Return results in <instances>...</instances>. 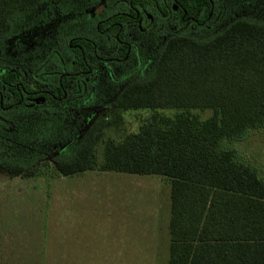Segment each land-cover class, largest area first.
<instances>
[{
  "label": "trees",
  "instance_id": "obj_1",
  "mask_svg": "<svg viewBox=\"0 0 264 264\" xmlns=\"http://www.w3.org/2000/svg\"><path fill=\"white\" fill-rule=\"evenodd\" d=\"M49 1L0 0V40L10 36L17 15ZM177 1L189 16L208 7L207 0ZM131 2L144 15L171 13L172 0ZM119 18L112 14L110 20ZM211 34L205 40L206 33L171 37L150 78L122 90L110 119H100L80 141L64 142L60 148L68 149L53 163L64 177L97 171L169 180V264H264V179L236 155L238 149L222 148L226 140H244L264 128V20L239 18ZM48 64L37 67L35 76ZM23 81L16 67L1 66L0 119L6 118L9 93L19 98ZM135 112L147 113L137 132L120 140L106 137L107 129L121 127L124 114ZM5 155L0 151V171L11 178L31 176L29 170L44 161L15 166L4 162Z\"/></svg>",
  "mask_w": 264,
  "mask_h": 264
},
{
  "label": "rangeland",
  "instance_id": "obj_2",
  "mask_svg": "<svg viewBox=\"0 0 264 264\" xmlns=\"http://www.w3.org/2000/svg\"><path fill=\"white\" fill-rule=\"evenodd\" d=\"M119 1L50 0L17 15L10 36L0 40V68L22 69L31 84L37 67L54 55L48 69L55 71L53 62L66 49H60L63 40L80 37L98 42L93 17L116 8ZM231 8L239 15L216 34L239 18L264 20V0H234ZM173 21L177 20L159 22L153 35L132 29L125 38L137 41L148 60L146 50L161 48L163 43L157 40L163 42L161 39L170 35ZM212 36L208 33L203 38ZM157 55L149 70L154 68ZM149 70L135 75L130 67L101 65L93 95L79 106L65 108L60 103L32 101L42 106H22L4 113L7 122L0 121V139H6L0 140V151L6 153L4 162L25 167L33 160L44 161L29 168L31 176L11 178L0 171V264H169L165 178L97 171L64 177L53 163V157L69 147L60 146L76 139L84 123L92 120L94 125L102 118L110 119L111 105L122 92L118 87L149 79L154 72ZM113 80L119 83L113 86ZM146 115L124 114L121 127L107 129L106 137L120 140L137 132ZM208 115L211 113L203 116ZM222 148L238 149L241 159L264 176V128L251 131L244 140H226ZM98 151L101 154L102 148Z\"/></svg>",
  "mask_w": 264,
  "mask_h": 264
},
{
  "label": "flooded vegetation",
  "instance_id": "obj_3",
  "mask_svg": "<svg viewBox=\"0 0 264 264\" xmlns=\"http://www.w3.org/2000/svg\"><path fill=\"white\" fill-rule=\"evenodd\" d=\"M207 1V8L198 10L197 16H189L188 11L184 7H181L177 0H172L171 13L168 17H164L156 12L144 15L142 11L132 4L131 0H120L119 5L122 6L120 9L117 5L113 10L111 9L108 12L105 10V13L96 17V19L93 17V20L96 22L97 37L99 36L98 39L100 38L98 42L91 38L80 37L63 40V44L61 45L63 47L60 49H66H64L63 54H60L58 60L53 62L56 67L55 71H50L47 68L42 76H35V79L29 84L31 78L25 80L24 71L17 68L23 74L24 81L22 84H19V88L17 87L19 98L13 93H9L7 97V103L9 105L6 108L8 109L7 111L17 108L21 104L31 105L33 108L42 106L36 102L31 103L32 101H38L43 105L60 103L65 108L79 106L81 102H85L87 97L93 95L92 93L95 91L101 65L110 68L111 64H116L122 67H130L131 74L135 73L136 75L140 73L138 71L143 73L149 70V65L155 54H158L171 37L187 32H195L198 34L215 33L237 14L235 9L231 8V3L234 0ZM112 14H118L120 18L112 21L110 20ZM171 19H176L178 22L173 21L171 24L172 27H169L172 32L170 35L161 39L163 42L157 40V43H163L161 48L156 50L157 47L155 46L148 53L146 50V56L148 54L150 56L148 60L143 56V48L137 41L131 38L130 40L125 38V34L132 29L139 30L141 34L153 35L154 32H158L159 22H167ZM164 26L165 24H163ZM53 56L47 57L49 63L53 59ZM47 61H44L42 64L47 66ZM31 73L33 72L30 71L29 75ZM113 81V86L119 83L117 80ZM125 87H118V90H124ZM31 92H33L32 94L40 93L41 97L36 100L31 95ZM0 120L5 121L4 118ZM74 125L79 130L78 123ZM94 125L92 120L84 123L74 140H77L80 134L82 138Z\"/></svg>",
  "mask_w": 264,
  "mask_h": 264
},
{
  "label": "crops",
  "instance_id": "obj_4",
  "mask_svg": "<svg viewBox=\"0 0 264 264\" xmlns=\"http://www.w3.org/2000/svg\"><path fill=\"white\" fill-rule=\"evenodd\" d=\"M236 155H241V153L239 154H236ZM248 164H251V163H248ZM252 165V164H251ZM254 166V165H252ZM261 175V173H260ZM263 179H264V176H261ZM167 198L168 201H167V208L165 210V214H166V221H167V224L169 223V225L167 226L168 227V240H169V255H170V246H171V230H170V225H171V219H172V201H171V182L169 180H167Z\"/></svg>",
  "mask_w": 264,
  "mask_h": 264
}]
</instances>
